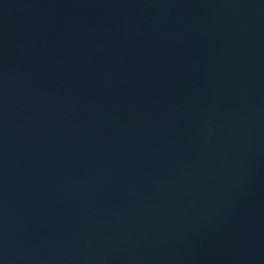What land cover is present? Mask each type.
<instances>
[{
    "label": "water",
    "instance_id": "1",
    "mask_svg": "<svg viewBox=\"0 0 264 264\" xmlns=\"http://www.w3.org/2000/svg\"><path fill=\"white\" fill-rule=\"evenodd\" d=\"M0 264H264V0H0Z\"/></svg>",
    "mask_w": 264,
    "mask_h": 264
}]
</instances>
